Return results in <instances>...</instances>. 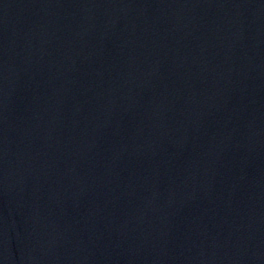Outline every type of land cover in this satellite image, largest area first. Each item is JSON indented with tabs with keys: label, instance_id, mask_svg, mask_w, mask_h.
I'll use <instances>...</instances> for the list:
<instances>
[{
	"label": "water",
	"instance_id": "obj_1",
	"mask_svg": "<svg viewBox=\"0 0 264 264\" xmlns=\"http://www.w3.org/2000/svg\"><path fill=\"white\" fill-rule=\"evenodd\" d=\"M0 264H264V0H0Z\"/></svg>",
	"mask_w": 264,
	"mask_h": 264
}]
</instances>
